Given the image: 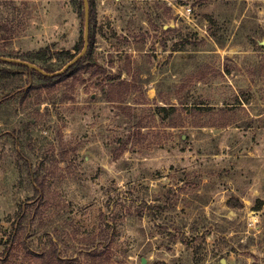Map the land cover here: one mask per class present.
<instances>
[{"label":"rangeland","instance_id":"374dc122","mask_svg":"<svg viewBox=\"0 0 264 264\" xmlns=\"http://www.w3.org/2000/svg\"><path fill=\"white\" fill-rule=\"evenodd\" d=\"M81 1L0 0V50L74 53ZM94 7L96 75L0 79V264H264V0Z\"/></svg>","mask_w":264,"mask_h":264},{"label":"trees","instance_id":"16d2710c","mask_svg":"<svg viewBox=\"0 0 264 264\" xmlns=\"http://www.w3.org/2000/svg\"><path fill=\"white\" fill-rule=\"evenodd\" d=\"M90 3V39H89V48L88 51L86 53V55L79 60L74 66H72L67 72H65L62 75H58L56 77H50V76H46L43 75L42 73L36 71V70H32L30 68H28L27 66L20 64V63H15V62H6L3 60H0V79H9V78H13L15 75H17L16 72L11 71V67H16L20 70V72H18V74L21 73H30L33 74L35 76H37V78L42 81L45 82L46 86H54L57 83H60L62 81H65L66 79H68L71 75H75V76H81L84 75L86 73H93L94 75H96V73L94 72V42H95V32L92 29L91 31V26L95 23L96 20V15H95V7H94V0H89ZM80 16L84 19L85 18V11H84V1L82 0L80 2ZM209 20L211 22H213L212 18H209ZM83 25L82 27L84 28V23L85 21L83 20ZM84 47V35L81 37L80 42L76 45L75 47V52H71V51H57L55 52L53 55L51 54L48 58L49 61L47 62L44 57L46 56L45 54L41 57L39 56V60H43L45 61V63L43 65H40L38 63H36V61L32 60V59H28V58H24V57H18V56H12V55H6V53H4L3 50H0V57H4V58H11V59H17V60H21V61H26V62H30L32 64H35L37 66H39L41 69H43L45 72L51 74V73H56L60 70H62L64 68V66H66L70 61H72L78 54H80V52L82 51ZM30 56V55H28ZM52 59H55L56 62L55 63H51L50 61ZM58 63H61L58 66ZM64 65V66H63ZM115 86H112V88H115ZM109 101H113V100H109ZM181 105V108H185V110L187 112H189L193 117H197L198 115L202 116V115H213V111H214V105L211 103H208L207 101H202L198 102V103H192V104H188L187 101H182L179 103ZM240 103H235V104H230V103H224V107L222 108L223 114L227 115L228 112L234 111L232 110L234 108L233 105H239ZM228 106V107H227ZM177 107L176 106H172V107H159V111L160 112H164V113H168L169 111H175ZM228 108V109H227ZM172 117V116H171ZM172 119V118H171ZM235 123H237V121L235 120V114L230 115V118L228 120H222L219 122V125H215L212 124L211 126H207V127H216L217 129H226L232 125H234ZM172 127H177V124L173 123ZM193 127H197V125H194ZM26 217V212L24 214V212L21 214L20 218L21 221H23ZM96 243V241H95ZM95 245H92L91 249L94 248ZM90 249V250H91ZM42 255V257L44 258V254H40ZM90 257H92L94 259V261H97V259H100L102 257V253L99 250H93L91 252H89ZM56 260L58 264H78L76 262V260H67L66 258H62L60 255L56 254L55 255Z\"/></svg>","mask_w":264,"mask_h":264},{"label":"water","instance_id":"95a60500","mask_svg":"<svg viewBox=\"0 0 264 264\" xmlns=\"http://www.w3.org/2000/svg\"><path fill=\"white\" fill-rule=\"evenodd\" d=\"M84 1V11H85V18H84V47L80 54H78L72 61H70L64 68L56 73H47L43 69H41L39 66L32 64L30 62L26 61H21L17 59H11V58H4L0 57V60L6 61V62H15V63H20L32 70H36L43 75L50 76V77H56L58 75H62L65 72H67L72 66H74L79 60H81L87 53L88 48H89V39H90V4L89 0H83ZM143 264H145V260L142 261Z\"/></svg>","mask_w":264,"mask_h":264},{"label":"built area","instance_id":"2783aa9c","mask_svg":"<svg viewBox=\"0 0 264 264\" xmlns=\"http://www.w3.org/2000/svg\"><path fill=\"white\" fill-rule=\"evenodd\" d=\"M188 11L190 12V11H191V9H188Z\"/></svg>","mask_w":264,"mask_h":264}]
</instances>
